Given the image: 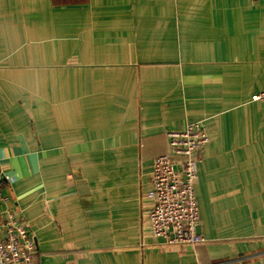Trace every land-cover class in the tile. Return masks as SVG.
I'll return each mask as SVG.
<instances>
[{
	"label": "crops",
	"instance_id": "0c3cea01",
	"mask_svg": "<svg viewBox=\"0 0 264 264\" xmlns=\"http://www.w3.org/2000/svg\"><path fill=\"white\" fill-rule=\"evenodd\" d=\"M264 0H0V224L35 264H264ZM202 121L195 246L148 222L167 132Z\"/></svg>",
	"mask_w": 264,
	"mask_h": 264
},
{
	"label": "built area",
	"instance_id": "2783aa9c",
	"mask_svg": "<svg viewBox=\"0 0 264 264\" xmlns=\"http://www.w3.org/2000/svg\"><path fill=\"white\" fill-rule=\"evenodd\" d=\"M250 100L264 102V90ZM166 135L169 151L152 164L151 189L146 194L152 201L148 222L164 246H195L204 241L196 231L199 212L194 182L198 153L209 141L206 127L202 121L188 122ZM36 252L34 235L23 224L12 220L0 224V264H35Z\"/></svg>",
	"mask_w": 264,
	"mask_h": 264
}]
</instances>
